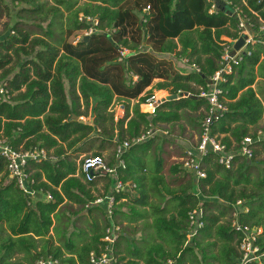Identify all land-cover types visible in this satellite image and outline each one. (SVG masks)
I'll use <instances>...</instances> for the list:
<instances>
[{
  "label": "trees",
  "instance_id": "1",
  "mask_svg": "<svg viewBox=\"0 0 264 264\" xmlns=\"http://www.w3.org/2000/svg\"><path fill=\"white\" fill-rule=\"evenodd\" d=\"M51 1L53 6L47 0H0V10L5 13L9 5L22 7L20 22H44L61 9L68 13L66 30L58 24L62 35L58 39L52 41V28L45 33L47 41L32 38V33L15 23L0 41V82H4L0 89L5 85L7 90L6 95L0 94V138L15 150H44L48 156L41 162H28L33 197L10 178L6 161L0 157V264H37L45 257L57 264H90V254H100L105 248L107 228L120 224L114 221L117 216L141 227L137 230V225L128 236L123 228L114 247L116 264H237L242 234L233 228L232 214L238 201L249 209V213L240 214V224L264 230V178L255 182L250 177L255 151L251 160L236 154L245 138L256 140L259 132L264 133V127L259 128L264 117L263 94L254 88L258 79L264 80V45L251 44L218 86L228 111L214 124L213 134L234 153L231 169L219 165L217 156L211 155L203 162L207 178L195 183V176L184 170L182 163L168 164L173 154L163 151L159 138L153 135L140 143L135 140L159 123L179 124L187 110L205 107L207 111L204 98L179 97L184 93L200 97L207 90L220 69L226 44L222 38H239L235 14L251 32L260 33L264 0ZM80 15L97 20L98 25L87 42L84 37L73 43L70 39L78 31L91 28L79 20ZM260 38L264 40V34ZM10 53L19 60L28 58L20 60L19 72L12 78V70L5 69L11 63ZM156 54L182 58L198 72L181 76L172 61ZM155 80L162 81L155 86L157 90L171 89V97L177 99L159 104L154 115H149L140 111V105L153 96ZM116 99L138 101L128 122L125 116L115 124L111 108ZM205 112L196 119V130H200ZM89 114L92 124L73 119ZM172 127L175 130L176 126ZM94 138H103L115 149L128 143L121 156L125 168L119 171V181L136 187L118 195L116 202L129 197L133 205L126 212L124 205L116 204L112 219L108 217L103 228L94 226L91 238L80 232L68 235L70 219L59 215L65 202L107 214L105 207L89 208L96 200L92 194L96 182L83 180L71 156ZM257 145L264 151V138L252 148ZM180 150L175 155L185 157ZM105 179L109 184L103 196L114 186L110 178ZM46 196L52 199L46 200ZM194 210L202 211L203 223L195 230L190 222ZM229 212L231 220L222 222ZM62 223L65 227L61 230ZM51 231L58 246L52 242ZM255 245L264 253V232Z\"/></svg>",
  "mask_w": 264,
  "mask_h": 264
},
{
  "label": "built area",
  "instance_id": "2",
  "mask_svg": "<svg viewBox=\"0 0 264 264\" xmlns=\"http://www.w3.org/2000/svg\"><path fill=\"white\" fill-rule=\"evenodd\" d=\"M210 2V0H208ZM215 7H212L210 13H213ZM80 21L89 23L91 28L87 31L89 35L93 34L98 25L97 20L91 18H84L80 15ZM239 21V38L245 34L248 36L246 40L245 48L247 49L251 44L259 42L264 45V40L255 39L251 36V31L247 28L244 19L238 17ZM264 32V29L262 33ZM260 35V33H259ZM238 38V39H239ZM237 39V40H238ZM231 42L230 45L223 44V55L220 61V69L211 77L210 83L206 91H202L200 97L207 101V111L202 120L200 126V136L199 141L194 150L186 151V156L181 158L182 168L190 173H192L196 180H203L207 178V174L203 169V162L205 159L211 155H216L218 164L225 167L226 169H231L234 165V153L229 151L217 135L213 134V126L220 121L222 116L228 111L227 106L221 102V90L219 89V84L224 81L226 75L232 73L233 68L237 66L242 60L243 51L237 52L235 55H231L235 42ZM246 52V53H247ZM198 71V69H197ZM1 95H6L7 90L5 85L0 89ZM147 106L151 107V114L154 115L157 106L159 105L155 96H152ZM153 136L151 131L135 140L136 143H140ZM264 134L259 133L257 139L247 137L241 142L238 155L241 157L251 160L253 157L252 146L261 141ZM129 147L128 143L125 142L118 146L115 150V163L109 164L105 158L100 155L90 156L84 159V161L79 165V174L83 177L86 183H93L97 180L110 178L114 181V188L111 192L103 197L97 198L89 206L105 207L109 219H112V212L114 206L117 204L116 197L122 194L124 191L131 190L134 191L135 185L131 183L124 184L119 181V171L125 168L124 161L121 159L122 154ZM0 157L6 161V167L9 172L10 178L14 179L17 186L23 190L27 195L33 197L35 192L29 189V175L27 173V165L31 160H36L41 162L48 158L47 153L44 150H32V151H21L13 149L9 143L0 138ZM51 196H46V200H51ZM243 202L238 201L234 206V212L232 214V226L233 228L242 234V239L239 245L240 260L237 264H264V253L261 252L260 248L255 245V242L262 234V228H249L248 226H243L239 222V216L243 212L244 214L249 213L248 208H243ZM202 211L194 210L190 213V222L193 230L203 226L201 221ZM193 233V231H192ZM121 236V230L116 224H112L107 228L106 234L103 238L105 242V248L100 253L97 254L92 252L89 256L90 264H116V258L114 256V247L117 243L119 237ZM193 235H189L192 238ZM56 260L51 258L40 260L37 264H57Z\"/></svg>",
  "mask_w": 264,
  "mask_h": 264
},
{
  "label": "rangeland",
  "instance_id": "3",
  "mask_svg": "<svg viewBox=\"0 0 264 264\" xmlns=\"http://www.w3.org/2000/svg\"><path fill=\"white\" fill-rule=\"evenodd\" d=\"M47 1L49 5L51 6L54 5L51 0H47ZM215 1L216 0H210L211 3ZM4 2L7 3V0H4ZM19 8H22V7H19ZM19 8H13L12 6L9 5V12L5 13L2 10H0V13L2 12L0 14V41L10 34L11 27L14 26L15 23H19L21 28H25L26 31H29L30 33H32V38L39 37V38H44L47 41L49 40L47 36L45 35V33L48 30H50V28H52L53 33H54V37L52 38V41L62 37L61 32H58V29H59L58 24L62 23L64 31L66 30V24H67L66 20L68 17V13L65 12L64 9H61L60 13L56 14L53 18L50 17L47 21H44V22H41L39 19L37 20L25 19L24 21L20 22L18 18ZM61 16L62 18H60ZM263 29H264V24L262 25V28L260 29L261 35H263L262 34ZM250 33H251V36L254 37L255 39H260L261 35H259V33L257 34H254V32H250ZM87 36H90L87 31L86 32L78 31L76 35L70 40L73 43H77L79 41H82L83 38L84 37L86 38ZM222 40L226 42L225 45H230L231 42H233V40L228 39L226 37H223ZM9 57L11 58V63H9L5 69L12 70V75L10 76V78H12L14 74L19 72V68L21 66L20 60L26 61L28 60V58L21 57V59L19 60L18 58L13 56L12 53H10ZM186 63L182 62L181 64L179 62V65L177 64V66L180 69L184 70L185 72H190L189 66ZM2 72L3 71L0 70V74H2ZM1 83L4 84L3 81L0 82V84ZM65 89H66V94H68L67 85H65ZM255 90L257 92H262L263 95L260 96V98L264 100V80L262 79L257 80V83L255 84ZM153 96H155V93ZM68 100L70 101V99ZM121 104H123L121 101H116L115 104H113L111 108V113L114 116V119H116V123L120 120V119L119 120L117 119L118 110L116 108ZM202 113L204 114L203 111H200V112L198 111L197 114H193V111L183 112L182 120L180 121L179 124L176 125L175 130L173 129L169 130V129H165L164 127L155 126V127H152L151 130L149 131H151L154 136L159 138L160 143L164 146V149H163L164 152H167V151L169 152V150H171V153L175 155V152L178 150V148H180L181 150H183V152L186 153V151L188 150H194L198 144L200 130L199 129L194 130L195 129L194 126L197 125L196 119H198V116ZM91 117L92 116L89 114L87 118H80V120L85 123L90 122L92 120ZM263 127H264V119L261 122V125L259 128H263ZM259 133L264 134L263 132H259ZM96 135H97V132H95L91 136L95 137ZM186 145L188 146L190 145V147L187 150H184L183 148ZM253 151H255L256 155H255L254 160L250 164V166H252V169L250 170V177L253 181L260 182L264 178V151L262 150V146L260 145L254 146ZM96 154H99L106 160H107V156L111 158L114 155V158H115L114 145L112 143L106 142L103 138H101L100 140H97L94 138V139L87 141L85 145H83L80 149H78L77 152H74L71 156L74 159L73 162H75L76 166L79 167V165L84 161L85 158L94 156ZM172 157L171 159L168 160L167 154L165 155V158L167 159L168 164H176V163L181 164V158L175 160V159H172ZM252 186L253 185H249V187H252ZM107 189H108L107 184L97 183L95 184L94 188H92V194L96 196V199H97L99 197H103ZM110 190L112 189L110 188ZM129 202H126V201L122 202L121 200L118 202L117 206H119V204L122 203L125 206V208L127 207L130 208ZM90 207L92 206H89V208ZM87 210L88 209H86L85 207L84 209H82L77 204L75 205L74 203H69V202H65L60 207L59 215L65 216V218L67 217L70 219V227H68L67 229L68 235H71V233L80 232V233H85L86 235L89 236V238H91L94 226L98 225L101 228L105 226V222L108 219V215L106 213L104 214L98 209H95L91 212H88ZM116 220L120 222V224L117 226L120 228L121 232L123 231V228H124V231H126V233H124L125 236L126 235L128 236L129 234L133 233V231L135 230L134 226L139 225L137 227V230H139L141 227L139 223H131L124 219L121 220L119 216H117L114 221ZM230 220H231V215L229 212V215H227L222 220V222H227ZM55 223L57 222L55 221ZM60 227H61V230L64 229L65 227L64 223H62ZM263 232L264 230L262 228V234ZM140 235L141 233L136 234L135 237L138 238ZM50 236L52 238L53 244L58 246V238L55 237L56 235L53 231H51ZM121 256L123 255L121 254ZM45 258L49 259L48 257H45Z\"/></svg>",
  "mask_w": 264,
  "mask_h": 264
},
{
  "label": "crops",
  "instance_id": "4",
  "mask_svg": "<svg viewBox=\"0 0 264 264\" xmlns=\"http://www.w3.org/2000/svg\"><path fill=\"white\" fill-rule=\"evenodd\" d=\"M156 56L158 57V58H160V59H164V60H168V61H172L173 62V66H174V68L178 71V74H180L181 76H184V77H186V76H189V75H191V74H193V73H195V72H198L197 71V68L196 67H194V66H191V65H189L188 63H186L187 61L186 60H184V59H182V58H176V57H174V56H172V55H169V54H156ZM179 62L182 64V62L184 63H186L188 66H189V69H190V72H185L184 70H182V69H180L178 66H177V64L179 65ZM186 66V65H185ZM258 80H260V79H258ZM162 81L161 80H155L154 81V83H153V89L152 88H149L148 90L150 91L151 89H152V95H154V93H155V98H156V100H157V102H158V104H163L165 101H167V100H169V98L171 97V94H170V92H171V89H167V90H157L156 89V85L158 84V83H161ZM256 83H257V81H256ZM194 86V85H193ZM200 87H196L195 88V90H198ZM254 88H255V86H254ZM179 98H183L182 96L181 97H179ZM116 101H121L123 104H121V105H119L116 109L118 110V115H117V119L119 120H122V119H124L125 118V116H127L128 117V119H127V122L130 120V118H132L133 117V107H134V105H136L137 103H138V101H131V102H128V101H124V100H115L114 101V103L113 104H115V102ZM157 107H159V106H157ZM140 111L142 112V113H145V114H149V115H152L151 114V107H149V106H147L146 104H142V105H140ZM188 111V110H187ZM200 112V111H203V112H205V107H201L199 110H197V111H193V114H197V112ZM91 114V113H90ZM82 118H85V117H82ZM91 121L89 122L90 124H92L93 123V117H91ZM263 119H264V117H263ZM263 119H262V121H263ZM78 120H80V119H78ZM182 120V119H181ZM114 121H115V124H116V119H114ZM261 121V122H262ZM176 126L177 124L175 123V124H163V123H159L157 126L158 127H164L165 129H169V130H172V126ZM260 125H261V123H260ZM195 128V127H194ZM194 130H196V128L194 129ZM117 132V131H116ZM114 141V140H113ZM116 141V140H115ZM190 147V145L188 146V145H186L183 149L184 150H187L188 148ZM114 148H115V146H114ZM95 150V149H94ZM93 150V151H94ZM116 150V149H115ZM170 153H171V151H169ZM172 159H175V160H177V159H180V157H178V156H176V155H173V157H172ZM106 160V159H105ZM107 160H108V163L109 164H114L115 163V158H114V155L111 157V158H109L108 156H107ZM106 160V161H107ZM78 174H79V167H78V172H77ZM194 178V177H193ZM113 181V180H112ZM197 181H196V179H195V183H196ZM97 183H105V184H109V182H108V179H101V180H97L96 181V184ZM113 183H114V181H113ZM114 188V186L112 185V186H110V188L113 190V188ZM111 191V190H110ZM109 192V191H108ZM106 193V192H105ZM129 198V197H128ZM127 197H125V198H122V199H120L119 201H121L122 200V202L123 201H126V202H129L130 200V198L128 199ZM129 200V201H128ZM118 201V202H119ZM118 202H117V204H118ZM130 203V207L133 205L132 204V202L130 201L129 202ZM119 205H122L123 206V204L121 203V204H119ZM104 211H105V208H102ZM122 209L124 210V211H126L127 212V209H129V207H127V208H125L124 206L122 207ZM129 222V221H128ZM140 224V223H139ZM134 227H136V226H134Z\"/></svg>",
  "mask_w": 264,
  "mask_h": 264
},
{
  "label": "water",
  "instance_id": "5",
  "mask_svg": "<svg viewBox=\"0 0 264 264\" xmlns=\"http://www.w3.org/2000/svg\"><path fill=\"white\" fill-rule=\"evenodd\" d=\"M235 17H237L236 14H235ZM237 20H238V18H237ZM262 34H264V32ZM260 35H261V33H260ZM247 39H248V36L243 34L237 40V42H235L234 49H233V51L231 53L232 56L235 55L237 52H239L241 50L243 51V54H246L247 49L245 48V44H246L245 42H246ZM88 40H89V36H87L84 41L87 42ZM182 97L183 98H190V99H193V100H197V99L201 98V97H197V96H194V95H191V94H188V93L182 94ZM169 99H177V97L173 96V97H171ZM73 119L74 120H78V118L76 116H73Z\"/></svg>",
  "mask_w": 264,
  "mask_h": 264
},
{
  "label": "flooded vegetation",
  "instance_id": "6",
  "mask_svg": "<svg viewBox=\"0 0 264 264\" xmlns=\"http://www.w3.org/2000/svg\"><path fill=\"white\" fill-rule=\"evenodd\" d=\"M237 18H238V16H237Z\"/></svg>",
  "mask_w": 264,
  "mask_h": 264
}]
</instances>
